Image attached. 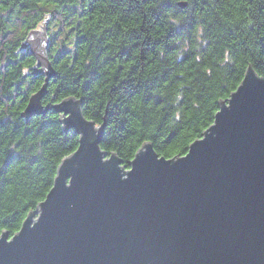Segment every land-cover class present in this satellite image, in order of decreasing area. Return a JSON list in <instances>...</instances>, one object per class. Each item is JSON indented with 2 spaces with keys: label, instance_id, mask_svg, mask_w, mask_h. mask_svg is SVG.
<instances>
[{
  "label": "trees",
  "instance_id": "1",
  "mask_svg": "<svg viewBox=\"0 0 264 264\" xmlns=\"http://www.w3.org/2000/svg\"><path fill=\"white\" fill-rule=\"evenodd\" d=\"M45 17L54 76L43 102L82 98L104 124L102 149L128 168L146 142L160 156L187 154L248 66L264 78V0H0V73H12L0 80V236L21 228L78 147L56 113L35 117L39 134L58 125L52 141L26 134L21 116L47 77L26 72L38 59L24 46Z\"/></svg>",
  "mask_w": 264,
  "mask_h": 264
},
{
  "label": "water",
  "instance_id": "2",
  "mask_svg": "<svg viewBox=\"0 0 264 264\" xmlns=\"http://www.w3.org/2000/svg\"><path fill=\"white\" fill-rule=\"evenodd\" d=\"M47 20L24 43L38 59L26 72L47 77L21 114L55 108L79 146L21 229L3 230L0 264H264V78L248 66L187 154L165 159L146 142L125 168L102 149L104 124L83 115L81 98L42 105L54 72Z\"/></svg>",
  "mask_w": 264,
  "mask_h": 264
},
{
  "label": "rangeland",
  "instance_id": "3",
  "mask_svg": "<svg viewBox=\"0 0 264 264\" xmlns=\"http://www.w3.org/2000/svg\"><path fill=\"white\" fill-rule=\"evenodd\" d=\"M49 18H48V20H47V23H46V34H47V31H48V29H47V26L49 27ZM54 32V31H53ZM47 36H48V38H49V41H51V42H49L48 41V44H47V51H48V48H49V46H50V43L52 44V41H54V38L52 39L50 36H49V34H47ZM32 52H34L33 50H32ZM35 53V52H34ZM36 55V54H35ZM48 57V56H47ZM37 58V57H36ZM50 62V61H49ZM12 64H13V61H12ZM51 64V63H50ZM52 65V64H51ZM1 69V68H0ZM45 73V72H44ZM12 74V73H11ZM11 74H5L3 71H1V73H0V80H3V76H9V75H11ZM30 74H34L35 75V73H30ZM38 74H40V73H37V75ZM54 76V72L51 74V78ZM49 80H50V78H49ZM4 81V80H3ZM47 87H48V82H47ZM6 90V89H5ZM35 92V91H34ZM46 96H48V93H47V90L43 93V94H41V103H42V105H46L44 102H43V100H44V98L46 97ZM69 96H73V97H75V98H78V97H76L75 95H73V94H71V95H69ZM57 97H53L52 98V102H59V99H56ZM65 99V98H64ZM64 99H62V100H64ZM61 100V101H62ZM30 103V99H29V101H28V103H27V105L25 106V108L28 106V104ZM83 104H84V102H83V99L81 98V111H82V113H83V115L86 117V114L84 113V109H83ZM25 108H21V112L25 109ZM56 113L57 115H58V110H56L55 108H48V109H46L44 112H33L31 115H30V117H29V119L27 120V121H25L26 123H24V125L27 127L26 128V134H32V135H34L36 138H38V135H46L47 136V138H48V140L49 141H52V140H54V139H56L55 138V135L57 136V133H58V125L57 124H55L54 126L52 125L46 132H43V133H41V134H39V132H38V130H37V128L38 129H40L39 127H37V125H36V119H35V117L37 116V115H48L49 113ZM21 116L24 118V115L23 114H21ZM43 118H46L45 116H42ZM87 118V117H86ZM58 121H59V123H60V125H61V127H60V129H61V133H63L64 134V128H63V125H62V122H61V120L59 119V115H58ZM71 130H74V129H72V128H70V127H68L67 128V134L71 131ZM75 132V131H74ZM78 146H79V141H78ZM78 148V147H77ZM77 150V149H76ZM75 150V151H76ZM74 151V152H75ZM73 153V152H72ZM71 153V154H72ZM123 164V163H122ZM124 167L125 168H128L127 166H125L124 165ZM58 169V168H57ZM56 174H57V171H56ZM45 200V199H44ZM44 200H42V201H44ZM36 209V208H35ZM38 211L39 210H36L33 214V218H37L38 216H39V213H38ZM29 212V211H28ZM28 212L26 213V216H25V218H24V220H23V222L25 221V219H26V217H27V214H28ZM23 222H22V224H23ZM21 229V228H20ZM19 229V230H20ZM6 230V229H5ZM7 232H8V230H7ZM8 234L10 235V233L8 232ZM1 235H2V233H1ZM13 235H15V233L13 234ZM12 235H10V237H11Z\"/></svg>",
  "mask_w": 264,
  "mask_h": 264
},
{
  "label": "bare ground",
  "instance_id": "4",
  "mask_svg": "<svg viewBox=\"0 0 264 264\" xmlns=\"http://www.w3.org/2000/svg\"><path fill=\"white\" fill-rule=\"evenodd\" d=\"M41 73L46 74V73H44V72H40V74H41ZM259 76H260V75H259ZM260 77H262V76H260ZM50 78H51V76H50ZM262 78H263V77H262ZM238 87H239V86H238ZM236 90H237V89H236ZM236 90H235V91H236ZM235 91H234V92H235ZM234 92H232V94H233ZM232 94H231V96H232ZM224 102H227L226 104L229 105V99H228V100H227V99L224 100ZM218 111H219V110H218ZM213 123H214V122H213ZM213 123H212V124H213ZM212 124H211V125H212ZM209 127H210V126H209ZM209 127H208V128H209ZM208 128H206V130H207ZM202 136H203V135H202ZM189 149H190V146H189ZM105 152H106V151H105ZM106 153H107V152H106ZM114 153L117 154L116 152H114ZM107 154L110 155V154H112V153H107ZM117 155H118V154H117ZM118 156H119V155H118ZM164 157H165V156H164ZM119 158H120V156H119ZM120 159H121V158H120ZM165 159H169V158L165 157ZM121 160H122V159H121ZM122 162H123V160H122ZM52 187H53V186H52ZM48 193H49V192H48Z\"/></svg>",
  "mask_w": 264,
  "mask_h": 264
},
{
  "label": "snow or ice",
  "instance_id": "5",
  "mask_svg": "<svg viewBox=\"0 0 264 264\" xmlns=\"http://www.w3.org/2000/svg\"><path fill=\"white\" fill-rule=\"evenodd\" d=\"M3 166H4V161L0 160V167H3ZM124 181H127V179H125Z\"/></svg>",
  "mask_w": 264,
  "mask_h": 264
}]
</instances>
